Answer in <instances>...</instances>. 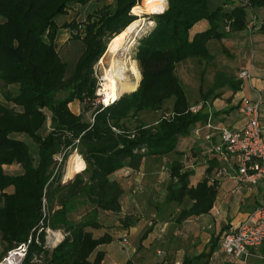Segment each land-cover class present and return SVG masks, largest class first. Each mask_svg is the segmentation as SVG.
Instances as JSON below:
<instances>
[{
  "label": "trees",
  "instance_id": "1",
  "mask_svg": "<svg viewBox=\"0 0 264 264\" xmlns=\"http://www.w3.org/2000/svg\"><path fill=\"white\" fill-rule=\"evenodd\" d=\"M90 1L105 0H0V259L31 236L22 264H36L35 256H40L42 264H101L102 246L114 238L107 231L94 235L92 229L104 228L99 211H122L121 181L137 175L146 157L180 155L171 161L164 197L166 203H183L177 221L209 213L216 200L218 155L208 156L202 176L192 182L193 168L184 163L186 152L177 150V142L196 124L208 123L206 104L222 95L217 90L228 87L230 102L242 80L217 70L214 86L204 92L200 85L201 102L194 103L200 108L192 111L176 65L188 58L211 62L208 41L222 42L230 33L249 29L255 11L264 9V0H224L215 7L209 0H167L166 9L153 15L154 26L139 39L137 88L96 107L92 104L97 86L93 62L104 50V39L136 19L131 9L140 0H114L84 19L61 24L56 20L70 5ZM200 20L208 21V26L191 35ZM62 28L83 44L69 75L68 62L62 60L56 45ZM223 50L230 55L225 46ZM72 104L78 105L77 113ZM158 111L161 114L153 123L141 120L143 113ZM25 136L35 143L34 152ZM72 149L84 156L85 169L62 182L63 161ZM197 156L191 150L185 158L195 163ZM5 165H18L20 171L8 173ZM125 167L128 174L115 176ZM80 205L89 209L77 219ZM122 221L125 227L132 224L129 216ZM47 227L64 234L51 250L42 246ZM36 236L42 245L35 242ZM217 240L204 256H209ZM258 253L263 256L258 263L264 264V242Z\"/></svg>",
  "mask_w": 264,
  "mask_h": 264
},
{
  "label": "crops",
  "instance_id": "2",
  "mask_svg": "<svg viewBox=\"0 0 264 264\" xmlns=\"http://www.w3.org/2000/svg\"><path fill=\"white\" fill-rule=\"evenodd\" d=\"M209 1L211 7H215L218 4L224 2V0ZM255 12L257 15V20H259H256V27H253L251 30L246 29L241 32L230 33L229 36L224 38L222 42L214 39L208 41L207 48L212 54L213 60L211 62H206L204 69L206 74L208 72L211 73L210 71H212V74L215 75V72L218 70L220 72L226 73L228 76H230L229 73H231V75L233 74L235 77L238 76L240 70H249V76L241 79V88L235 94H237L239 97H248L253 100L260 98L261 104L259 119L264 138V9L261 8ZM207 26L208 21L200 20L192 27L191 35L197 31L205 29ZM245 35L253 37L252 52H250V54L247 53V57H249V55L252 56L251 61H249V59L242 60L237 56L239 54V50L241 51L240 46H242L245 42ZM58 40L59 38L57 37L56 42H58ZM223 46L229 50L230 55L224 52ZM217 64H219V66H217ZM177 66L178 64L176 65V73L178 71ZM210 66L214 68V71ZM181 70L184 71V74H187V67L183 66L181 67ZM202 84L203 83L200 85L202 86ZM200 85L198 86V84H195L194 90H191V93H193V101L191 104L201 102V96L199 93ZM210 87H212V85ZM202 90L206 92L204 89ZM219 91L223 92L225 91V88H221V90L219 89L216 92ZM225 99L226 98L223 96H220L208 100L205 110L210 113V118L207 124H210L211 126H207V124H196L194 127H192V132L195 128H200V135L194 134V137L190 140L188 137L183 139L184 145L187 147L184 152L189 153L191 150L198 152V156L195 158H198L199 161L195 163H193V161L186 160V153L184 154L183 158L185 160L184 163L186 166L191 165L193 168L194 174L191 176L192 182L199 179L203 174L205 166L203 153L206 149L210 148L219 140L218 127L225 126L232 129H238L242 127L244 123V118L241 113H239L237 106L234 109H231L233 105L238 103L239 99L236 101V103L233 101L228 102ZM71 109L77 113L78 105L72 104ZM208 133H210L212 136L209 140H206L205 135ZM144 160L145 158L143 161ZM125 169L126 167L118 171L115 176H124L123 172ZM234 172L235 171L233 169H230L227 175L219 178L217 197L209 213L183 221H177L176 217L178 212L176 215H174V209L178 211V207L174 206L173 203H166L164 199H161L163 204L171 205V208L169 206H164V208L167 212L174 215V218L178 223L177 228L175 230L171 229L169 234L164 235V228L169 226V222H165L164 224H159V227H154L153 229L149 230L141 244L138 245L141 247L138 249V251L133 245L130 247V253L127 257H125L126 262L131 261V264H152L153 258L151 256L152 252L155 251L156 254L163 255V258L157 261L158 264H169L170 262H173L174 264H248L247 261L255 256H251L244 262L243 260H236L233 257L223 253L219 248L220 236L224 230L242 220L251 209L258 205L264 192V185L260 183L250 189L246 187H237L236 179L234 178ZM138 174H142L141 171ZM134 176L135 175H132L131 177ZM145 177L154 178V176L150 177L149 174L144 173V178ZM131 180L130 177H124L121 181L124 187L122 198H125V203L124 201L121 202L123 204L122 211L120 213H123L124 206L128 208L129 206L136 203L134 200H136L138 196L132 193L137 191L134 190V188L132 191L128 189L130 183L134 181V179L133 181ZM223 182H226L225 184H227L225 188L222 187ZM152 185L154 188L156 187L154 181H152ZM157 195L159 194H155L151 198V204L158 203ZM161 197L162 195H160L159 198ZM147 203V200H145L144 204ZM208 216L210 217V220H207L206 222V217ZM172 218L173 216L170 215L169 219ZM192 221L193 223L189 228L184 225V223ZM213 226L214 228H212ZM134 227L135 226H131L130 229H126L123 232V239L121 241L122 243H116L114 240H112V242L109 244L102 246V249L105 250V256L101 264H122V259H124V256H126L127 252L126 247H128V240L123 235H127V233L130 231L132 232ZM150 228H152V226ZM216 237H218L216 247L212 250L209 256H204L203 252H207L209 250V247L213 243V239ZM60 238H62V236H60ZM157 244H160L162 248L156 246ZM154 247L155 249L153 250ZM258 249L255 251L257 254H259ZM200 254L202 255L201 258H197Z\"/></svg>",
  "mask_w": 264,
  "mask_h": 264
},
{
  "label": "rangeland",
  "instance_id": "3",
  "mask_svg": "<svg viewBox=\"0 0 264 264\" xmlns=\"http://www.w3.org/2000/svg\"><path fill=\"white\" fill-rule=\"evenodd\" d=\"M113 2H114V0H105L103 2L90 1L84 5L72 4L69 6L67 13L65 15L57 17L56 20L58 21L59 24H61L62 22L71 20L73 18L84 19V17L87 14L92 13L95 9H99V7H101L103 4H112ZM140 2H141V0L138 1L137 4H139ZM166 5H167V2H166ZM131 13H132V10H131ZM132 14H134V13H132ZM134 15L136 16V19L142 17V18H147V19H149V21L154 22V19H153L154 14L153 13H143L141 16H139L137 14H134ZM255 17H256L255 19L257 20V15ZM257 21H259V20H257ZM153 26H154V23L150 24V25L146 24L142 33L140 35L135 36L136 37V43H134L129 48V52H128V54L134 60H136L135 59V53H136L137 45L139 43V39L142 36H144L145 34H147ZM242 34H243V32H242ZM72 36H73V32H71L69 29L62 28L58 34L59 40H58V42H56V45L59 49L60 57L62 58V60L68 62L67 75H69L71 73L74 63L76 62L77 58L79 57L80 53L83 50L82 42L78 39L72 38ZM109 39L108 38L104 39V42H105L104 50L98 56V58L93 62V65H92V76L95 78L94 79L95 85H97V86L102 84L103 69L110 64V60H109L110 54L107 52L108 42L110 41ZM244 40H245V42L243 43L242 46H240L241 51L239 50V54L237 56H238V58H241L242 60L249 59V61H251L252 56L249 55V57H247V53L250 54V52H252L253 37L245 35ZM136 63H137V60H136ZM204 65H205V61H200L197 58H188V59L182 60L178 63L177 74H178L179 79L183 83L186 91H187L188 99L190 100V102L193 101V93H191V90L192 89L194 90L195 84H198V86H199L203 81L202 88L205 91L211 85L212 86L215 85V81H216L215 75L212 74L213 73L212 71H210L211 73L208 72L206 74L205 69H204ZM137 66H138V63H137ZM183 66L187 67V69H188L187 74H184V71L181 70V67H183ZM217 66H219V64H217ZM210 67L213 68L212 66H210ZM138 68H139V66H138ZM139 71H140V69H139ZM213 71H214V68H213ZM229 74H230V76H232L236 79L239 78L238 76L235 77L233 74L231 75V73H229ZM126 75H127L128 86L125 87L126 89L122 92V94L131 92L132 90L136 89L138 84H139L140 78H141V73H140V78L137 80L135 78L134 74H132L130 72V70L126 72ZM224 88H225V91L222 92L221 96L226 98L225 100L228 101L227 99L232 95V92L228 87H224ZM10 89L13 91L17 90L14 87H11ZM64 94H65V92L60 93L59 96H63ZM240 97L237 94H235L231 101L236 103V101L238 99H240ZM1 99L3 100L2 89H1V84H0V100ZM167 105H169V104L167 103ZM160 114H161V111L145 112L141 115V120L145 123L151 124L160 116ZM131 125H133V123ZM185 137H188L189 140L194 137V133L192 132L191 128H190L187 135L181 136L178 139L177 150H179V151H185L186 150L187 147H186V145H184V142H183V139H185ZM24 139L26 142L30 143L31 149L34 152L36 150L35 143H33L26 136L24 137ZM74 152L79 153V150L78 149H72L68 153V155L66 156L65 160L63 161L62 178H61L62 182H64L66 180V179H64L65 172L68 169L70 157ZM80 155H81V157L84 158V156L82 154H80ZM179 156L180 155H178L176 152H174V153H171L169 155L163 156L162 158L146 157L145 160L143 161V164L141 167V173L142 174H137L134 177H130V180L132 179L131 181H133V179H134V181L130 183V186L128 189L130 191H132V189L134 188V190L137 191V192L133 191L134 193H132V194H136L138 196L136 198V200H134V202L136 201V203L134 205L129 206L128 208H126L124 206L123 213H119V214L99 211L98 219L102 224H104V228L92 229L95 236H99L103 232L107 231V232L111 233V235L113 236L114 242L122 243L121 241L123 239V237H122L123 232L126 229L127 230L130 229L131 226H135L134 229H132V232L130 231L127 233V235H123L128 240V247H126L127 252H126V256H124V259H122V264L126 263L125 257H127L129 255V253H130L129 249L132 245L135 247V249L137 251L139 248H141L138 245L141 244L142 240L145 238L144 234L147 230H151L154 227H159L160 226L159 224H164L165 222H169L168 223L169 226L164 228V230H163L164 235L169 234V231L171 229L175 230L177 228L178 223L176 222L174 215H176L177 212H180V210H181L180 208H182L183 203L180 205H177L176 203L173 202L174 206L178 207V211L176 209H174L175 214L172 215L171 213L167 212L166 209L164 208V206H169L171 208V205L170 204H167V205L163 204V201H161V199H164V197H165L164 193L166 192V187H167V184L169 182V167H170L171 161L173 158H178ZM84 159H83V161H84ZM197 161H199V160H197ZM84 165H85V162H84ZM125 170L123 173H125ZM5 171L8 173L19 172L20 166H17V165L5 166ZM144 173L149 174L150 177L154 176V178H149V177L144 178ZM152 181H154V183L156 185L155 188L152 185ZM225 183L226 182L222 183V187H224V188L227 185ZM155 194H159V195H157L158 203L157 204H151L150 203L151 198ZM160 195H162L161 198H159ZM124 200H125V198L121 197V202H123ZM145 200H147V202H148L147 204H144ZM124 203H125V201H124ZM172 208H173V206H172ZM88 209H89V206L80 205L76 210L77 215L75 217L77 219H79L80 217L83 218L84 217L83 214L86 211H88ZM170 215L173 216L174 219L173 218L169 219ZM124 216H129L130 221H132V224L128 227H125L123 224L122 219ZM207 220H210L209 216L206 217V222H207ZM192 223H193V221L188 222V223L186 222V223H184V225L189 228ZM151 226H152V228H150ZM212 228H214V226ZM56 233L58 234V236H56L57 235ZM62 234H63V231L61 229L53 230V229L48 228L45 232V236H46V240H47L46 249L51 250L52 247L57 242H59L60 239L63 238V237L60 238V236H62ZM206 236H207V233H206ZM156 246H158L159 248H162L160 246V244H157ZM154 249H155V247L153 248V250ZM0 251H1V247H0ZM151 257L153 258L152 264H158L157 261L161 260L163 258V255L162 254H156L155 251H153ZM257 262H258V259L255 257H252L251 259H249V261H247L248 264H257ZM169 264H174V263L170 262Z\"/></svg>",
  "mask_w": 264,
  "mask_h": 264
},
{
  "label": "built area",
  "instance_id": "4",
  "mask_svg": "<svg viewBox=\"0 0 264 264\" xmlns=\"http://www.w3.org/2000/svg\"><path fill=\"white\" fill-rule=\"evenodd\" d=\"M255 18V15L252 16V23L249 27L250 30L256 27ZM248 76V69H242L238 73L240 79H244ZM100 90L101 85L96 86L95 98L92 101L94 107H96L97 104L105 106L113 102L105 101L104 93ZM260 104V98L253 100L248 97H241L238 101L237 109L244 118L242 127L238 129L225 126L218 127L219 140L203 153L204 162H206L210 154L215 153L218 155L221 162L215 175L218 179L224 177L229 173L230 169H233L235 171L234 178L236 179L237 187L240 188L246 187L250 189L260 183L264 185V138L259 119ZM199 108L200 104H192L190 106L192 111H197ZM89 119L92 120V117H89ZM207 126L211 125L207 124ZM200 131V128H195L193 130L196 135H200ZM211 136L212 135L208 133L205 135V139L209 140ZM128 172L129 171L126 169L124 174H128ZM48 228L49 227H47L45 231ZM63 236L64 235H62V237ZM61 240L62 239H60V241ZM35 242L42 245L37 236L35 237ZM263 242L264 192L258 205L251 209L242 220L231 225L222 232L219 248L220 251L234 259L243 260L245 262L251 256H255L258 260L263 259L262 255L255 253ZM30 243L31 236L26 242L20 243L16 247L8 250L0 259V264H22L27 255ZM42 246L46 248L47 240H45ZM34 261L36 264H42L40 256H35Z\"/></svg>",
  "mask_w": 264,
  "mask_h": 264
},
{
  "label": "bare ground",
  "instance_id": "5",
  "mask_svg": "<svg viewBox=\"0 0 264 264\" xmlns=\"http://www.w3.org/2000/svg\"><path fill=\"white\" fill-rule=\"evenodd\" d=\"M166 6V0H141L139 4L132 7V13L141 16L143 13H155L162 11ZM133 14V15H134ZM147 18H138L127 25L121 32L109 39L107 52L110 54V64L103 69L101 90L104 93L105 101H114L128 86L126 72L130 70L138 80L140 71L129 54V48L136 43V35H140L146 24H153ZM130 82V81H129ZM127 84V85H126ZM84 168V161L79 153L74 152L69 161L64 179L72 177L75 173L81 172ZM57 234V233H56ZM58 236V234L56 235ZM58 238V237H57Z\"/></svg>",
  "mask_w": 264,
  "mask_h": 264
},
{
  "label": "water",
  "instance_id": "6",
  "mask_svg": "<svg viewBox=\"0 0 264 264\" xmlns=\"http://www.w3.org/2000/svg\"><path fill=\"white\" fill-rule=\"evenodd\" d=\"M166 2H167V0H166ZM166 7H167V5L165 6V8L162 10V11H159V12H155V13H153V14H158V13H161V12H163L165 9H166ZM111 39V38H110ZM81 156V155H80ZM84 170V169H83ZM71 178V177H70ZM70 178H67L64 182H66L67 180H69Z\"/></svg>",
  "mask_w": 264,
  "mask_h": 264
}]
</instances>
